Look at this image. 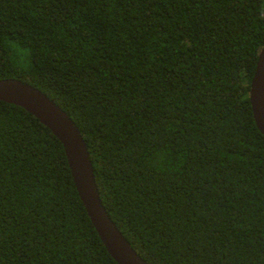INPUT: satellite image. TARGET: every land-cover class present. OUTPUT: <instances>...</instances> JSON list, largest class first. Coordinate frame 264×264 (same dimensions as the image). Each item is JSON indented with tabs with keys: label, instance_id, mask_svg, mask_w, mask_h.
<instances>
[{
	"label": "trees",
	"instance_id": "16d2710c",
	"mask_svg": "<svg viewBox=\"0 0 264 264\" xmlns=\"http://www.w3.org/2000/svg\"><path fill=\"white\" fill-rule=\"evenodd\" d=\"M263 46L264 0H0V79L74 119L103 204L151 264H264ZM0 264H119L62 142L3 100Z\"/></svg>",
	"mask_w": 264,
	"mask_h": 264
},
{
	"label": "water",
	"instance_id": "95a60500",
	"mask_svg": "<svg viewBox=\"0 0 264 264\" xmlns=\"http://www.w3.org/2000/svg\"><path fill=\"white\" fill-rule=\"evenodd\" d=\"M0 100L31 112L62 142L79 195L113 258L119 264H151L132 246L103 204L88 145L69 113L41 89L18 78L0 79ZM250 101L264 134V46L251 81Z\"/></svg>",
	"mask_w": 264,
	"mask_h": 264
}]
</instances>
